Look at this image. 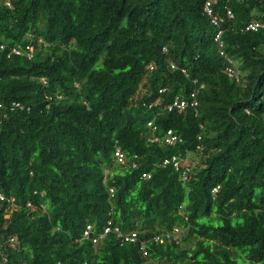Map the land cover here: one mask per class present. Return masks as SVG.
<instances>
[{
	"label": "trees",
	"instance_id": "1",
	"mask_svg": "<svg viewBox=\"0 0 264 264\" xmlns=\"http://www.w3.org/2000/svg\"><path fill=\"white\" fill-rule=\"evenodd\" d=\"M204 3L0 0V264H264V0Z\"/></svg>",
	"mask_w": 264,
	"mask_h": 264
},
{
	"label": "built area",
	"instance_id": "2",
	"mask_svg": "<svg viewBox=\"0 0 264 264\" xmlns=\"http://www.w3.org/2000/svg\"><path fill=\"white\" fill-rule=\"evenodd\" d=\"M9 4V2H7ZM218 3V0H205L204 3V12L205 14L211 18V21L213 24H215L218 28L217 34L215 36V40L219 43L220 47H222L224 45L223 40H222V35L224 33V28L222 27V22L224 21V18L221 17L217 12H216V5ZM226 14L228 16V18L232 19L234 17V12L232 11V9L230 7H226ZM259 29H264V19H260V20H253L251 22H249L244 30H254L257 31ZM2 48H4V45L1 46ZM166 49V48H165ZM12 52L17 54V55H26L28 57H32L33 56V52H34V46L28 44L27 46L21 47V46H15L12 48ZM226 53L224 52L223 49H221V55H225ZM226 56V55H225ZM228 58V57H227ZM228 62L230 64H228L227 68H226V72L228 73V75L233 78V79H239V70L236 68L235 65L233 64V60L231 58H228ZM171 66L173 68H177V65L175 63H172ZM182 71L184 73H187V71L185 70V68H182ZM166 89H161V92L165 91ZM158 101L153 102L151 104L148 105L149 108H152L154 105H157ZM199 101L197 98V91L194 90L191 92L190 97L188 98H184L181 96H176V98L174 100H172L171 102H169L166 107L168 110H184L187 107H193L196 108L198 105ZM146 105V104H144ZM1 106V104H0ZM14 106H18L20 108H24L19 102H15ZM148 125L155 131L157 129V126L154 124L153 121H149ZM160 137L159 136H153L152 140L153 141H159ZM164 140V142L166 144H175L178 141L181 140V137L177 134L174 133L173 130H168L167 133L163 136L162 138ZM203 150V146L199 145V152H202ZM116 155L118 157V159L120 161H126L127 157L126 154L120 149L118 148L116 150ZM181 161L182 158L174 155L171 159H166L165 160V164H168L170 162L173 163V165L176 168H179L181 165ZM135 166V165H134ZM183 177L187 178V170L183 172ZM145 178L149 177V174H144L143 175ZM217 189V188H216ZM215 189V190H216ZM0 200L1 201H12L11 197H8L6 194H4L3 192L0 191ZM29 205H31V203H29ZM178 229H175V233L178 232ZM109 233H116L120 238H121V242L125 243V242H134L138 239V233L136 231H129L124 233L122 231V229L120 228V226L114 224V222L111 220L108 222V224L106 226H104V231L102 233H100L99 236H93V225L92 224H88L86 229L84 230V233L81 237L82 240L88 239V238H92L93 242L96 244L98 242V240L104 236H106ZM169 236V234H167ZM156 241H163V238L161 236H156L155 237ZM12 242H14V238L11 239ZM141 249L144 251L145 254H147V250H146V246L145 243L143 242L141 245ZM1 251V248H0ZM19 264H25L23 262L19 263Z\"/></svg>",
	"mask_w": 264,
	"mask_h": 264
},
{
	"label": "rangeland",
	"instance_id": "3",
	"mask_svg": "<svg viewBox=\"0 0 264 264\" xmlns=\"http://www.w3.org/2000/svg\"><path fill=\"white\" fill-rule=\"evenodd\" d=\"M145 90H146V87L145 86H141V88H140V94H142Z\"/></svg>",
	"mask_w": 264,
	"mask_h": 264
}]
</instances>
